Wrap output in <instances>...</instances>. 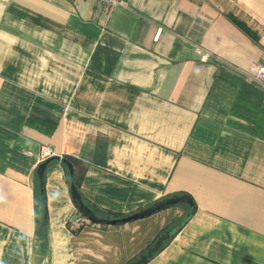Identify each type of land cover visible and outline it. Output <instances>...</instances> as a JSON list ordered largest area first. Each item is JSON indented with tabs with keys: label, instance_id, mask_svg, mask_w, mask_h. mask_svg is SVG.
I'll return each instance as SVG.
<instances>
[{
	"label": "crops",
	"instance_id": "obj_1",
	"mask_svg": "<svg viewBox=\"0 0 264 264\" xmlns=\"http://www.w3.org/2000/svg\"><path fill=\"white\" fill-rule=\"evenodd\" d=\"M122 2L0 0V264H128L184 220L144 264H264V82L244 75L264 65V0ZM42 146L76 160L99 209L187 194L195 211L74 225L55 162L43 244Z\"/></svg>",
	"mask_w": 264,
	"mask_h": 264
},
{
	"label": "trees",
	"instance_id": "obj_2",
	"mask_svg": "<svg viewBox=\"0 0 264 264\" xmlns=\"http://www.w3.org/2000/svg\"><path fill=\"white\" fill-rule=\"evenodd\" d=\"M255 39H257V38L255 37ZM64 161L71 163L73 165V170H74V165L76 164V160L70 156H63L61 158L58 156H52L49 165L52 163H55V162H60V164L63 166V168L67 172L68 179L70 180L68 168H67L66 164L64 163ZM74 182H75V185L79 191L81 176L75 174V172H74ZM81 197H82V195H81ZM82 200L102 220L115 219V218L123 217V215L99 209L96 206L90 204L83 197H82ZM34 215H35V224H36L37 236L42 239L43 244H46V236H47L46 195H45L44 184H43V187L40 188L38 185V181H37V184H36L35 189H34ZM185 221L186 220L182 221L181 223L174 226L173 228L166 230V232L163 236L157 238V240H155V242L151 246H149L147 248V250L143 251L135 260L130 261L128 264H144L147 261H149L155 254H157L158 251H160L165 245H167L169 243L171 238L183 226ZM90 224H92V222ZM97 224L105 225V224H100V223H97ZM82 226H84V225H81L80 227H82Z\"/></svg>",
	"mask_w": 264,
	"mask_h": 264
},
{
	"label": "water",
	"instance_id": "obj_3",
	"mask_svg": "<svg viewBox=\"0 0 264 264\" xmlns=\"http://www.w3.org/2000/svg\"><path fill=\"white\" fill-rule=\"evenodd\" d=\"M50 161H51V157L42 161L36 168V175L38 178V185L40 188L43 187L45 170L47 166L49 165ZM64 163L66 164L68 168V172H69V177H70L69 186H70V193H71V198L73 200V203L75 207L77 208V210L79 211V213L83 215L89 222L100 223V224H105V225L124 224L130 221H134V220L146 217L148 215H151L152 213H155L166 207L174 206V205H181V204L188 206L190 208L191 213L195 211V204L192 198L188 196L187 194H181V195L165 198L134 214L123 216L121 218L102 220L93 212L91 208H89L83 202L81 194L79 193L75 185V182H74L73 165L67 161H64Z\"/></svg>",
	"mask_w": 264,
	"mask_h": 264
},
{
	"label": "built area",
	"instance_id": "obj_4",
	"mask_svg": "<svg viewBox=\"0 0 264 264\" xmlns=\"http://www.w3.org/2000/svg\"><path fill=\"white\" fill-rule=\"evenodd\" d=\"M97 4L100 8L104 9L106 12H109L113 10L115 7L121 5L123 2L122 0H96ZM161 33V29H159L155 35L154 38L158 39L159 35ZM209 54L207 52L201 53V59H207ZM245 78L249 82H264V65L253 63L251 64L246 71L244 72ZM54 156V152L51 147L49 146H42L40 151V161H44L47 158H50ZM74 225H82V224H90L83 215H81L79 212L74 214L69 220ZM94 224V223H92Z\"/></svg>",
	"mask_w": 264,
	"mask_h": 264
}]
</instances>
